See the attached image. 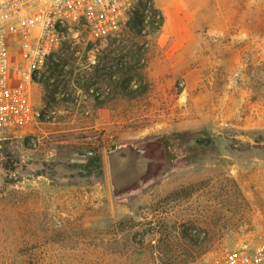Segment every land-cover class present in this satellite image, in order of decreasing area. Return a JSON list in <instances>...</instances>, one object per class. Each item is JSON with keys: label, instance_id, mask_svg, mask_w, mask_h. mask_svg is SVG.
Segmentation results:
<instances>
[{"label": "rangeland", "instance_id": "1", "mask_svg": "<svg viewBox=\"0 0 264 264\" xmlns=\"http://www.w3.org/2000/svg\"><path fill=\"white\" fill-rule=\"evenodd\" d=\"M154 1L148 92L99 105L109 91L84 87L136 4L106 40L70 31L33 84L38 125L0 129V264H203L264 244V0Z\"/></svg>", "mask_w": 264, "mask_h": 264}, {"label": "built area", "instance_id": "2", "mask_svg": "<svg viewBox=\"0 0 264 264\" xmlns=\"http://www.w3.org/2000/svg\"><path fill=\"white\" fill-rule=\"evenodd\" d=\"M139 1L0 0V129L13 132L38 125L33 84L40 82L48 59L63 48L70 31L79 34L85 25L97 40H106L117 33ZM7 35L18 36L22 43L15 73ZM90 51H99L97 42ZM90 62L96 64L95 55ZM203 264H264V244L237 245Z\"/></svg>", "mask_w": 264, "mask_h": 264}, {"label": "trees", "instance_id": "3", "mask_svg": "<svg viewBox=\"0 0 264 264\" xmlns=\"http://www.w3.org/2000/svg\"><path fill=\"white\" fill-rule=\"evenodd\" d=\"M137 5L140 9L134 12L131 19L122 27V31L118 32L110 42L114 49L98 59L96 65L93 66L95 77L89 76L86 79L87 84H84V87L90 90H98L96 84H101L104 91H109L104 96H94L99 105L115 101L120 93L138 97L150 89V82L145 72L146 52L150 43L148 36L162 28L164 15L154 0H141ZM90 47L91 44L88 49ZM124 50L126 53H121ZM115 51L117 54L112 55ZM44 104H48L46 97ZM261 138L263 135L258 137V139Z\"/></svg>", "mask_w": 264, "mask_h": 264}]
</instances>
